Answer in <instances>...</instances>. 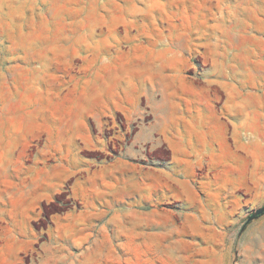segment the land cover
I'll return each mask as SVG.
<instances>
[{
  "label": "rangeland",
  "instance_id": "rangeland-1",
  "mask_svg": "<svg viewBox=\"0 0 264 264\" xmlns=\"http://www.w3.org/2000/svg\"><path fill=\"white\" fill-rule=\"evenodd\" d=\"M214 67L228 79L244 70L264 93V0H0V210L29 185L23 168L51 161L54 112L72 114L139 79L152 95L156 70L175 82L158 95L206 93ZM104 121L88 119L85 137L72 139L97 166L136 131L117 113ZM146 153L151 163L170 159L167 149ZM247 172L240 188L218 190L204 164L168 177L162 203L103 210L102 260L91 264H264V166ZM68 193L43 205L38 229L83 211L70 210L81 206Z\"/></svg>",
  "mask_w": 264,
  "mask_h": 264
},
{
  "label": "crops",
  "instance_id": "crops-1",
  "mask_svg": "<svg viewBox=\"0 0 264 264\" xmlns=\"http://www.w3.org/2000/svg\"><path fill=\"white\" fill-rule=\"evenodd\" d=\"M209 74L213 80L202 94L158 95L175 82L156 70L152 95L144 97L146 87L139 79L128 81L115 95L83 101L72 114L54 112V121L47 123L58 138L50 146L51 161L23 168L29 185L8 195L6 204L12 207L0 210V264L101 262V239L95 231L103 210H144L162 203L160 188L168 177L188 175L194 167L206 164L218 190L233 191L251 181L247 168L264 166L262 82L248 79L244 70H236L230 79L218 67ZM216 87L224 94H216ZM116 113L136 128L132 145L109 164L97 166L82 156L89 148L72 139L82 137L88 119L104 127V120ZM163 149L170 152L168 161H148L146 150ZM67 190L68 198L81 206L70 210L83 211L55 215L48 229H38L43 205ZM43 235L48 239L42 240Z\"/></svg>",
  "mask_w": 264,
  "mask_h": 264
},
{
  "label": "water",
  "instance_id": "water-1",
  "mask_svg": "<svg viewBox=\"0 0 264 264\" xmlns=\"http://www.w3.org/2000/svg\"><path fill=\"white\" fill-rule=\"evenodd\" d=\"M262 211H264V210H262ZM262 211H260L259 214L262 213Z\"/></svg>",
  "mask_w": 264,
  "mask_h": 264
}]
</instances>
